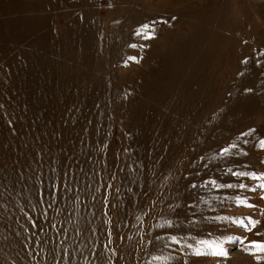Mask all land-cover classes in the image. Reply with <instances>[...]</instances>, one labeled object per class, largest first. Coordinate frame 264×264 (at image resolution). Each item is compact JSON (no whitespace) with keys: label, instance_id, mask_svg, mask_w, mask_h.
<instances>
[{"label":"rangeland","instance_id":"rangeland-1","mask_svg":"<svg viewBox=\"0 0 264 264\" xmlns=\"http://www.w3.org/2000/svg\"><path fill=\"white\" fill-rule=\"evenodd\" d=\"M262 140L264 0H0V264H264Z\"/></svg>","mask_w":264,"mask_h":264},{"label":"snow or ice","instance_id":"snow-or-ice-1","mask_svg":"<svg viewBox=\"0 0 264 264\" xmlns=\"http://www.w3.org/2000/svg\"><path fill=\"white\" fill-rule=\"evenodd\" d=\"M261 147L264 148V140L260 141ZM237 145L232 144L229 145L228 147H223L220 150V155L221 156H228L231 154L232 149L236 148ZM233 175H236L237 177H242V176H250L252 179L254 180H258V181H264V174H260L257 175L256 173H246V172H238V173H233ZM211 185L213 187L216 188H235L237 187V185H232V184H228V185H223V184H218L216 182V180H211L210 181ZM203 186H207V185H203ZM261 188H264V183H261L259 185ZM191 187L195 188L197 187V185L195 183H193L191 185ZM239 188L244 189L247 186L243 183H240L238 185ZM253 191L255 189H252ZM237 205H243L246 207H253V205L248 203L247 197H238L236 198ZM228 220H230L232 223L237 224L238 226L244 228L247 231H250L251 228L249 227V225H251L252 227L255 226V224L257 223L256 221L252 220L251 217H229L227 218ZM245 220L248 221V223H245ZM229 242L238 240L241 244H244V240L240 237H228ZM172 241L174 243H180L179 240H177L175 237H172ZM202 246H207L208 248L212 249L211 253L205 252L202 248H196L195 250V255L200 256V255H216V256H223V257H227L228 256V249L225 248L223 246V242H221L220 244H217L215 241L209 242L207 240H201L199 242ZM254 249V251H253ZM247 250L250 252V254L255 255L256 252H261L264 253V242H258V241H251L249 243V245L247 246Z\"/></svg>","mask_w":264,"mask_h":264}]
</instances>
